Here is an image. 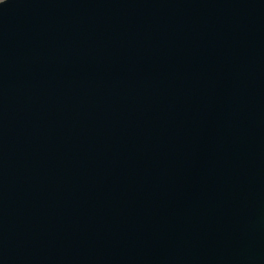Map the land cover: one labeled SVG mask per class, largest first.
Segmentation results:
<instances>
[{
  "label": "water",
  "instance_id": "95a60500",
  "mask_svg": "<svg viewBox=\"0 0 264 264\" xmlns=\"http://www.w3.org/2000/svg\"><path fill=\"white\" fill-rule=\"evenodd\" d=\"M0 264H264V0H0Z\"/></svg>",
  "mask_w": 264,
  "mask_h": 264
}]
</instances>
